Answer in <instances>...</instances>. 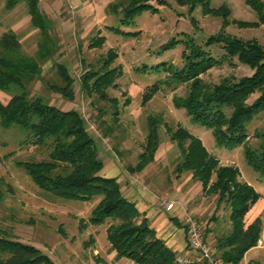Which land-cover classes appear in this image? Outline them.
<instances>
[{
    "label": "rangeland",
    "instance_id": "rangeland-1",
    "mask_svg": "<svg viewBox=\"0 0 264 264\" xmlns=\"http://www.w3.org/2000/svg\"><path fill=\"white\" fill-rule=\"evenodd\" d=\"M38 1L40 11L51 21V35L57 41L58 51L42 65L40 78L29 84L28 95L43 98L49 105L63 111H78L86 122L88 133L98 145L103 165L114 162L122 171L135 165L142 151L148 116L162 114L165 127H182L200 139L211 156L221 165L236 167L240 181L248 183L259 193L261 198L256 203L259 206L249 211L253 216L247 215L245 224L260 218L262 233L257 246L245 254L241 264H264V177L254 173L244 159L245 146L255 149L259 144L254 133L264 131V112L248 124L245 145L232 150L220 148L216 146L211 130L191 123L183 109L174 107L173 98L185 97L187 84H174L169 88L164 84L158 85L171 77V70L183 67V53L187 52L184 43L202 46L209 36L224 33L243 40H256L264 46L263 26L237 25L257 20L244 0H208L211 9L225 6L229 10L228 24L224 26L220 18L203 13L201 7L190 9L178 5L175 0H162L163 5L156 6L155 12H142L135 17L133 25L121 28L127 35H115L108 30V27L116 25L118 18L109 14L106 7L118 0ZM5 2L0 0V38L4 33L13 32L21 52L33 56L39 32L30 24L25 3L6 10ZM95 36L102 37L104 42L97 48H89ZM172 41H177V45L163 50V46L170 45ZM205 49L217 60L223 54L215 46ZM109 50L117 55L112 67L119 71L115 86L108 90V95L116 98L120 106L117 124L111 120L110 106L96 97H86L79 82L86 70L99 66L100 58ZM56 64L65 65L74 80L72 102L62 99L49 88L60 85ZM158 65V72L151 69ZM252 74L249 67L234 59L212 68L201 79L207 84H216L225 77L238 79ZM153 86L157 90L150 92ZM147 93L151 98L142 104V97ZM257 97L258 94L251 96L248 103ZM9 99V94L0 91V103L6 104ZM127 99L129 105L123 107ZM165 127L159 129L161 144L154 162L141 173L130 176L158 199L175 202V213L181 215L182 221L186 216L196 219L206 240L215 248L216 239L230 230L228 208L224 205L217 208V198L205 194L189 173L177 175L174 172L180 154L168 141ZM109 130V136L105 137ZM23 137L17 128L3 129L0 126V231L34 246L55 264H129L125 259L123 262L116 259L106 241V229L111 221L100 226L87 224L98 199L82 203L53 198L34 185L29 176L16 166L20 161L39 162L47 158L44 149L22 146ZM82 222L87 226L80 231ZM216 253L218 255L217 250Z\"/></svg>",
    "mask_w": 264,
    "mask_h": 264
},
{
    "label": "trees",
    "instance_id": "trees-1",
    "mask_svg": "<svg viewBox=\"0 0 264 264\" xmlns=\"http://www.w3.org/2000/svg\"><path fill=\"white\" fill-rule=\"evenodd\" d=\"M178 5L190 9L201 7L205 14H211L228 24L229 10L225 6L211 9L208 0H175ZM24 2L31 26L38 30L39 40L33 56L24 55L17 36L9 31L0 38V91L10 95L6 104L0 103V126L3 129L17 128L23 133L22 146H34L46 150V160L20 161L16 166L22 169L40 190L49 196L64 200L89 203L98 199L90 212L87 224L100 226L111 221L106 229V241L116 259H126L133 264H179L176 254L156 236L146 219L135 205L129 202L120 190L115 178L101 176L103 162L98 155V145L88 133L86 122L76 110L63 111L49 105L43 98L30 97L27 89L30 83L40 78L44 63L51 60L58 51L57 41L51 35V21L39 9L38 0H6L5 9L12 10ZM154 4H156L154 6ZM255 14L253 23L239 22L241 27H264V0H244ZM162 0H118L109 3L106 10L116 16V25L108 27L115 35H127L121 28L133 25L136 16L142 12H155ZM89 48H97L104 42L102 37H93ZM177 45L172 41L163 46L168 50ZM168 46V47H167ZM203 46V47H202ZM202 46L184 43V65L180 70H171V77L164 84H187L188 91L183 98L174 97L176 109H183L191 123L211 130L216 146L228 150L245 145L248 140L247 126L264 112V46L256 40H243L224 33L209 36ZM218 47L223 54L220 60L212 57L205 48ZM116 53L109 50L100 58L97 68L86 70L79 78L80 90L86 97H96L112 109L111 120L118 123L120 106L116 98L108 95L115 86L119 71L112 67ZM236 60L249 67L253 74L238 79L225 77L216 84H207L201 76L226 60ZM156 67H151L158 72ZM60 85L51 91L68 102L74 100V80L65 65H55ZM156 87L149 89L155 92ZM258 97L251 103V96ZM151 94L142 97V104L148 102ZM129 105L127 99L123 107ZM147 135L142 151L135 165L127 166L129 174H139L154 162L161 144L159 129L164 126L162 114L148 116ZM111 130L104 134L108 137ZM167 139L180 154L175 166L177 175L189 173L202 191L217 198L216 206L228 208L230 230L218 237L215 248L223 264H241L245 254L255 248L262 233V222L256 218L246 225L245 217L260 200V195L246 182L240 181L236 167L221 165L211 156L200 139L182 127H165ZM257 148L245 146L244 159L251 170L264 177V131L254 133ZM82 222L79 230L86 228ZM0 264H55L47 255L32 245L19 242L6 232L0 231Z\"/></svg>",
    "mask_w": 264,
    "mask_h": 264
},
{
    "label": "crops",
    "instance_id": "crops-1",
    "mask_svg": "<svg viewBox=\"0 0 264 264\" xmlns=\"http://www.w3.org/2000/svg\"><path fill=\"white\" fill-rule=\"evenodd\" d=\"M130 175L126 170H120L114 162L104 164L101 173L102 177L115 178L117 180L122 195L135 205L141 215V219L148 221L156 236L176 254V258L184 256L187 253L184 225L181 215L175 213L177 208L175 207L171 212H166L160 204L161 199H158L141 182H138ZM257 205L259 206V204H255L253 208H257ZM255 211L254 213H256ZM248 216H253V213H249ZM119 260L124 261L123 259ZM125 262L133 264L126 259Z\"/></svg>",
    "mask_w": 264,
    "mask_h": 264
},
{
    "label": "built area",
    "instance_id": "built-area-1",
    "mask_svg": "<svg viewBox=\"0 0 264 264\" xmlns=\"http://www.w3.org/2000/svg\"><path fill=\"white\" fill-rule=\"evenodd\" d=\"M160 204L166 212H171L176 207L175 202L164 199L160 200ZM183 225L187 253L184 256L176 258L177 263L223 264L216 253V249L206 240L196 219L186 216L183 219Z\"/></svg>",
    "mask_w": 264,
    "mask_h": 264
}]
</instances>
